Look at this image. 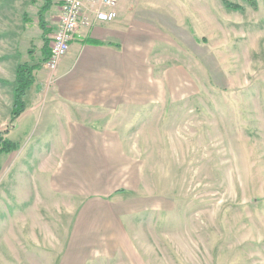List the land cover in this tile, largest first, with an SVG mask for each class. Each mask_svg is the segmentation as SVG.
Returning <instances> with one entry per match:
<instances>
[{
	"label": "rangeland",
	"instance_id": "1",
	"mask_svg": "<svg viewBox=\"0 0 264 264\" xmlns=\"http://www.w3.org/2000/svg\"><path fill=\"white\" fill-rule=\"evenodd\" d=\"M256 1L257 10L243 0H139L153 43L144 98L69 113L44 87L53 72L42 47L57 13L46 14L45 37L43 0H0V132L16 145L0 155V264H264ZM22 64L40 65L38 83L10 123ZM79 146L90 152L87 167Z\"/></svg>",
	"mask_w": 264,
	"mask_h": 264
},
{
	"label": "crops",
	"instance_id": "2",
	"mask_svg": "<svg viewBox=\"0 0 264 264\" xmlns=\"http://www.w3.org/2000/svg\"><path fill=\"white\" fill-rule=\"evenodd\" d=\"M62 1L52 0L50 13H57V21ZM100 1L84 0V13L89 25L79 28L68 53L52 71L51 80L47 78L45 81L47 94L58 105V110L69 113L115 111L121 105L144 98L143 74L147 70L144 49L153 47L151 31L146 25L150 20L144 19L145 11L139 9V0H118L117 18L110 23H99L91 11L101 8ZM36 72L35 83L27 91L29 94L38 83ZM36 95L42 96L43 93ZM26 111L27 105L23 114ZM73 130L70 126L65 131L72 135V141ZM76 132L79 133V129ZM79 142L88 143V137L82 136ZM75 157L78 164L81 161L82 165L89 166L90 152L84 146L76 148ZM71 158L74 159L73 156Z\"/></svg>",
	"mask_w": 264,
	"mask_h": 264
},
{
	"label": "built area",
	"instance_id": "3",
	"mask_svg": "<svg viewBox=\"0 0 264 264\" xmlns=\"http://www.w3.org/2000/svg\"><path fill=\"white\" fill-rule=\"evenodd\" d=\"M118 0H101V8L92 9L95 21L110 23L117 18ZM89 25L84 13V0H63L60 15L53 34L49 38V59L43 63L49 71H54L59 62L68 53L71 43L75 40L78 30Z\"/></svg>",
	"mask_w": 264,
	"mask_h": 264
},
{
	"label": "trees",
	"instance_id": "4",
	"mask_svg": "<svg viewBox=\"0 0 264 264\" xmlns=\"http://www.w3.org/2000/svg\"><path fill=\"white\" fill-rule=\"evenodd\" d=\"M250 8L253 10H257V1L256 0H243ZM264 3V0H263ZM224 7L229 11H242L243 7L235 4H231L229 2H223ZM53 7L52 0H43V5L39 9L38 18H39V26L42 30L43 35L47 36L51 32L45 22V16ZM44 44L42 47V56L43 63L49 59V40L44 39ZM96 45H102V43H94ZM40 65H32L29 66L27 64H22L16 66L15 69V87L13 89V102L12 108L10 111V123H13L16 119H18L21 114L25 111L26 103L24 98L26 96L27 91L31 88V86L35 83V75L34 73L40 70ZM7 131L0 132V155L10 154L12 151L16 149V145L11 143L5 136ZM124 191H117L115 194L123 193Z\"/></svg>",
	"mask_w": 264,
	"mask_h": 264
}]
</instances>
